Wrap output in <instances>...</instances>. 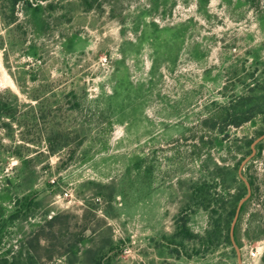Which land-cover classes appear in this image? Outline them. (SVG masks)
<instances>
[{
  "label": "rangeland",
  "instance_id": "1",
  "mask_svg": "<svg viewBox=\"0 0 264 264\" xmlns=\"http://www.w3.org/2000/svg\"><path fill=\"white\" fill-rule=\"evenodd\" d=\"M263 133L264 0H0V253L264 264Z\"/></svg>",
  "mask_w": 264,
  "mask_h": 264
},
{
  "label": "trees",
  "instance_id": "2",
  "mask_svg": "<svg viewBox=\"0 0 264 264\" xmlns=\"http://www.w3.org/2000/svg\"><path fill=\"white\" fill-rule=\"evenodd\" d=\"M235 126L239 125V119L237 118L234 122ZM254 140V139H253ZM253 140H248L247 143L252 144ZM252 149V146H251ZM238 167L241 164V161L238 160ZM237 167V168H238ZM239 170V168H238ZM238 173L235 176V179H237ZM251 185L254 184L252 180H250ZM263 205V210H264V200L262 201ZM4 207H0V217L4 215ZM53 216L52 218H54ZM57 218V216H56ZM246 236L248 237H255L251 236L249 232L246 233ZM24 242H21V248L19 250H15L13 247L5 250L4 252L0 253V264H78V259H79V252H70L68 250L67 252H61V255L66 257V260L64 261H52V253L45 252L44 254H40L38 252H31L28 248H25ZM42 249H46L47 246H40ZM85 253V251H84ZM43 261V262H41ZM52 261V262H50Z\"/></svg>",
  "mask_w": 264,
  "mask_h": 264
},
{
  "label": "water",
  "instance_id": "3",
  "mask_svg": "<svg viewBox=\"0 0 264 264\" xmlns=\"http://www.w3.org/2000/svg\"><path fill=\"white\" fill-rule=\"evenodd\" d=\"M262 138H264V133L261 134L258 138H256V139L254 140V142L252 143V153L250 154V156H248L247 158L244 159V161L242 162L241 167H240V169H239L240 176L244 179V181H245L246 184H247V187H248V193L246 194L245 197H243V198L241 199V201L239 202V204H238V206H237V209H236V215H235V217H234V220H233V223H232V226H231V236H232L233 241H234V228H235L236 221H237L238 215H239V213H240V210H241L242 204L244 203V201H246V200L249 198V196H250L251 193H252L251 184H250L249 180L243 175V173H242V167H243V165L245 164V162H246L247 160H249V159L254 155V153H255V151H256L255 145H256V143H257L258 141H260ZM234 242H235V241H234ZM234 244H236V243H234ZM239 258H240V262H241L242 259H241V255H240V254H239Z\"/></svg>",
  "mask_w": 264,
  "mask_h": 264
},
{
  "label": "built area",
  "instance_id": "4",
  "mask_svg": "<svg viewBox=\"0 0 264 264\" xmlns=\"http://www.w3.org/2000/svg\"><path fill=\"white\" fill-rule=\"evenodd\" d=\"M258 255V248L257 247H253L251 248V251H250V256H257Z\"/></svg>",
  "mask_w": 264,
  "mask_h": 264
}]
</instances>
